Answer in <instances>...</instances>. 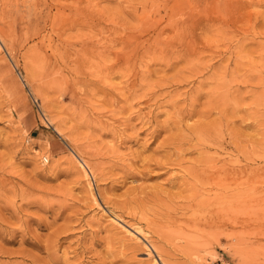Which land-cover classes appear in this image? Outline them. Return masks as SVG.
<instances>
[{
	"label": "rangeland",
	"instance_id": "obj_1",
	"mask_svg": "<svg viewBox=\"0 0 264 264\" xmlns=\"http://www.w3.org/2000/svg\"><path fill=\"white\" fill-rule=\"evenodd\" d=\"M155 257L264 264V0H0V264Z\"/></svg>",
	"mask_w": 264,
	"mask_h": 264
},
{
	"label": "bare ground",
	"instance_id": "obj_2",
	"mask_svg": "<svg viewBox=\"0 0 264 264\" xmlns=\"http://www.w3.org/2000/svg\"><path fill=\"white\" fill-rule=\"evenodd\" d=\"M196 146V145H195ZM211 146V145H210ZM174 147V146H173ZM176 149V148H175ZM198 151H200V150H198ZM202 154V153H201ZM205 155V154H204ZM171 161V160H170ZM204 161V160H203ZM212 161V160H211ZM178 162V161H177ZM198 163V162H197ZM196 163V164H197ZM207 163V162H206ZM210 163V162H209ZM211 165V164H210ZM213 165H214V167L211 169V168H209V166H205L204 164H203V166L204 167H198L199 168V173H201L207 180H205V182L208 184V183H216L217 185L218 184H220V183H222L223 181H225L226 183H227V185H231V183L233 182V179H234V177H235V172H233L232 170H230V171H227V169H226V174L225 175H220L219 174V170L221 169H214L215 168V162L213 163ZM197 166V165H196ZM201 166V165H200ZM218 166V165H217ZM211 167V166H210ZM220 167H222L221 165H220ZM186 168H189V167H186ZM187 170V169H186ZM185 170V171H186ZM189 170V169H188ZM187 170V171H188ZM194 170V169H193ZM184 171V172H185ZM186 171V172H187ZM190 171H191V169H190ZM189 171V172H190ZM185 172V173H186ZM194 173V172H193ZM190 175V174H189ZM188 175V176H189ZM183 176V175H182ZM195 176V175H194ZM193 177V176H192ZM196 177H197V175H196ZM201 177V176H200ZM193 179V178H192ZM196 179V178H195ZM199 179V178H198ZM220 180V182H219V180ZM224 179H226L227 181H229L230 182V184H229V182H227L226 180H224ZM184 180H186V178H184ZM218 181V182H217ZM222 181V182H221ZM235 181V180H234ZM186 182H189V185H190V181H186ZM200 182H203V180L201 181L200 179H199V183ZM204 182V183H205ZM184 183V182H183ZM197 183V182H196ZM205 183V184H206ZM193 184V183H192ZM201 184V183H200ZM212 184V185H213ZM183 185V184H182ZM195 184H193V186H194ZM224 185V184H223ZM226 185V184H225ZM188 186V185H187ZM201 186V185H200ZM199 186V188H198V191H197V193H195L196 192V188L195 187H197V186H195L194 188H193V193H192V195H193V197H192V195H191V200H190V204H194V205H202L203 206V204H214L213 202H212V200L213 199H215V200H217V201H219V198L222 196V195H213V194H209V192H211V191H208V193L207 192H205L206 191V189L204 190V188L203 187H200ZM233 186V185H232ZM185 187H186V185H185ZM214 187V186H213ZM228 187V186H227ZM180 188H182V187H180ZM203 188V189H202ZM211 188H212V186H211ZM192 189V188H191ZM191 189H190V191H191ZM207 189H209V188H207ZM195 190V191H194ZM213 190H215V189H213ZM175 191V190H174ZM184 191V190H183ZM185 191H187V193H191V192H189L188 190H185ZM179 192V191H178ZM212 192H214V191H212ZM221 192V191H220ZM219 192V193H220ZM231 192V191H230ZM184 193V192H183ZM186 193V194H187ZM218 193V194H219ZM227 193L228 192H226V194H225V196L227 195ZM233 193V192H232ZM182 194V193H181ZM180 194V195H181ZM229 194V193H228ZM234 194V193H233ZM184 196H186L185 194H184ZM225 196H224V198H225ZM228 196V195H227ZM177 196L175 195V199H177L176 198ZM178 197H179V194H178ZM183 197V196H182ZM173 198V197H172ZM180 198H181V196H180ZM174 199V200H175ZM179 199V198H178ZM226 199V198H225ZM182 200V199H181ZM184 200H185V198H184ZM232 200V199H231ZM178 201V200H177ZM183 201V200H182ZM221 201H223V198H222V200ZM230 201V200H229ZM174 202V201H173ZM180 202V201H179ZM179 202H177V203H179ZM185 202H186V200H185ZM216 202V201H215ZM227 202V201H226ZM184 203V202H183ZM188 203V204H189ZM217 203V205H218V202H216ZM185 204V203H184ZM222 204V203H221ZM176 205V204H175ZM179 205V204H178ZM180 205H181V203H180ZM220 205V204H219ZM146 206V205H145ZM181 206H183V205H181ZM181 206H179V207H181ZM215 206H216V204H215ZM221 206V205H220ZM226 206H227V203H226ZM231 206V205H230ZM172 207H174V205L172 206ZM175 208V207H174ZM173 208V209H174ZM186 208V207H185ZM201 208V207H200ZM184 209V208H183ZM194 209V208H193ZM182 210V209H181ZM192 210V209H191ZM162 211V210H161ZM178 211H180V210H178ZM221 211V210H220ZM71 222V221H70ZM53 224V223H52ZM137 231H139V233H144V230L143 229H141V228H138L137 229ZM141 233V234H142ZM145 234V233H144ZM132 238H134L133 236H131ZM44 242V241H43ZM53 243V242H52ZM151 251V250H150ZM148 254H149V252H147ZM146 253V254H147ZM150 255V254H149ZM48 257V256H47ZM46 257V258H47ZM50 257H51V259H52V261H54V262H56V260H57V258L55 257V256H53V255H50ZM152 261V260H151ZM153 262H158L159 263V261H158V259L155 257V259H153ZM152 262V263H153ZM157 263V264H158ZM196 263V262H195ZM45 264H47V263H45ZM160 264V263H159Z\"/></svg>",
	"mask_w": 264,
	"mask_h": 264
},
{
	"label": "built area",
	"instance_id": "obj_3",
	"mask_svg": "<svg viewBox=\"0 0 264 264\" xmlns=\"http://www.w3.org/2000/svg\"><path fill=\"white\" fill-rule=\"evenodd\" d=\"M43 159H44L45 161H47V160H48V156H44ZM216 264H222V260H221V262H217Z\"/></svg>",
	"mask_w": 264,
	"mask_h": 264
}]
</instances>
